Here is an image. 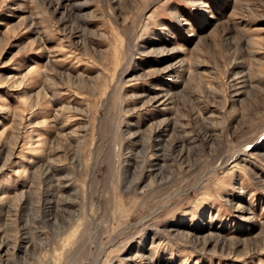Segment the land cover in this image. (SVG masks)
<instances>
[{
  "label": "rangeland",
  "instance_id": "1",
  "mask_svg": "<svg viewBox=\"0 0 264 264\" xmlns=\"http://www.w3.org/2000/svg\"><path fill=\"white\" fill-rule=\"evenodd\" d=\"M0 264H264V0H0Z\"/></svg>",
  "mask_w": 264,
  "mask_h": 264
}]
</instances>
